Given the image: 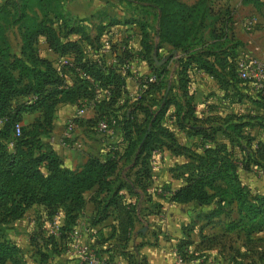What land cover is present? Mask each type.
<instances>
[{
    "label": "trees",
    "instance_id": "1",
    "mask_svg": "<svg viewBox=\"0 0 264 264\" xmlns=\"http://www.w3.org/2000/svg\"><path fill=\"white\" fill-rule=\"evenodd\" d=\"M4 1L0 6V224L18 220L29 209L38 206L48 219L62 212L59 231L61 234L67 232L68 236L78 215L85 210L83 193L97 188L98 194H109L104 207L113 204L119 211V237L122 241L129 239L128 229L133 225L131 214L135 205L117 200V193L123 185L113 188L111 178L121 158H118L117 150L111 147L103 157L89 156L82 169L69 171L61 166L52 148L43 142V135L51 131L52 118L58 107L84 101L94 111L93 126L106 121L122 130L127 144L124 156H128L133 148L138 149L137 183L141 179L149 180V158L162 146L175 153H185L190 159L186 183L171 194L169 201L207 205L218 198L215 215L236 203L238 219L227 225V232L238 231L247 239L255 233H264V195L249 196L240 186L237 175L239 169L264 173V86H251L256 93L255 98H251L255 115L228 114L221 123L209 127H204L205 120L194 116L192 97L187 90L191 63L217 80L227 93L233 82L249 83L236 79L232 63L236 60L235 46L230 45L231 41H228L226 49L197 50L203 44L200 31L206 14L204 0L191 7L176 0H134L160 14L159 45L154 47L156 55L162 44L172 48L167 59L173 58V51L181 50L183 53L175 60L178 67L176 85L169 80L167 63L154 70L153 83L142 82L147 91L164 90L156 111H150L141 104L126 107L124 78L128 71L86 60L80 45L61 40L49 17L56 10L52 0H24L20 8H14L12 22L8 19L10 11L5 9L8 1ZM34 5L37 12L32 9ZM11 23L18 25L21 31L22 58L11 56L9 44L4 39L5 28ZM140 27L143 54L152 64L145 24L141 23ZM64 31L84 36L78 29L64 27ZM40 37L45 38L51 51L62 56L72 55V65L67 68L73 75L72 86L64 83L62 75L48 61L37 56L35 45ZM206 55L213 59L208 60ZM127 58L125 55L124 61ZM124 61H120L121 65L124 64L122 68ZM174 89L179 91L178 97L174 96ZM33 112H39L41 117L29 127H22L20 136L14 137V124L21 122L22 115ZM140 113L142 120L138 117ZM165 119L173 121L196 139L195 150H200L201 154L179 146L164 126ZM253 126L261 130L262 139L256 140L249 134L248 130ZM140 185L145 189L144 184ZM190 244L185 241L176 247L181 261L193 258ZM16 254L17 249L0 238V264H17ZM98 264L112 263L98 258Z\"/></svg>",
    "mask_w": 264,
    "mask_h": 264
},
{
    "label": "crops",
    "instance_id": "2",
    "mask_svg": "<svg viewBox=\"0 0 264 264\" xmlns=\"http://www.w3.org/2000/svg\"><path fill=\"white\" fill-rule=\"evenodd\" d=\"M6 1H8L9 5L5 9L10 11L11 15L8 19L12 22L14 18L13 14L15 13L14 8H20L24 0ZM102 1L104 0H52V4H54V8L56 9L55 14H49V17L53 21V28L60 34L63 42H75L80 45L84 59L98 62L104 67L121 69V66L124 64L121 65L120 61H124L126 55L128 58L124 63L131 64L133 69L124 78L126 91L124 101L126 102V107L132 108L133 105L141 104L150 111H156L164 95V90L147 91V88L142 82L152 76L157 67L167 63L169 80L173 85H176V72L178 67L175 60L182 56L183 53L181 50L173 51V58L167 59L166 56L171 52L172 48L167 44H162L158 50V56L156 55L154 47L159 45L157 32L160 23V14L157 10L147 9L146 4L134 0H105L104 4H102ZM176 1L186 7H191L199 0ZM204 1L206 14L203 21V28L200 31L203 44L198 46L197 50L203 52L210 48L213 51H218L220 49L219 47L226 49L229 45L228 41H231L230 45L234 44L233 46H235L234 52L236 54L235 59L237 60L238 56H240V46L246 45L250 40V37L243 32L242 25L245 17L242 18L244 11L239 7V3L245 5V1L240 0L236 5L231 4V0L225 1L224 3L220 0ZM4 2V0H0V6H3L2 4ZM116 2H120L124 6V12L118 11L114 7H111L114 9L113 12L108 10L111 9L108 5L113 6L117 4ZM257 2L262 3L264 0ZM70 3L72 5L76 3L75 6H78L81 10L77 13L74 12ZM33 7L32 9L36 11V6L34 5ZM147 10L148 13L146 14L145 12ZM55 15L56 18L54 17ZM259 15H264V8L260 9ZM227 20L228 22L226 24L230 30L224 24ZM263 22L264 19L260 18V24ZM141 23L145 24V33L148 37L147 42L151 46L150 56L153 59V55H155L157 62L162 63L160 65L156 64L154 60L151 64L144 57V50L141 46ZM13 27L16 30L18 38L17 51L13 49L9 38V30ZM64 27L67 29L81 30L84 36L80 33L66 34ZM261 28V31H264V26H261ZM4 39L9 44L11 56L22 58L21 31L18 25L11 23L6 26ZM259 47H264V44L248 45V51L250 54L253 53L255 55L254 50ZM35 52L39 58L48 61L62 75L64 83L67 86L70 87L73 85V75L67 69L72 65V55L62 56L51 51L44 37L38 39L35 45ZM207 59L212 60L213 58L207 56ZM228 61L231 62L230 59ZM188 76L189 83L187 90L192 97V104L195 109L194 116L198 119L205 120L204 127L218 125L228 114L235 116L256 114L251 103V98H255L256 93L252 89L251 84L233 82L235 88L233 86L228 88L227 93L217 80L199 70L194 63L190 64ZM227 80L229 79L227 78ZM173 93L175 97L179 96V91L176 89L173 90ZM82 108L84 114L81 117H77V111ZM32 114H37V118L39 119V112L24 114L20 122L22 127L27 125ZM138 117L142 120V113ZM94 118V111L84 101L63 104L58 107L53 115L51 131L47 133V140L45 141L48 142L47 144L50 145L58 156L61 166L69 171L82 169L89 156L103 157V154L107 153L111 147L117 150L118 158L121 157L117 170L111 179L113 188L118 184L123 185L117 193V200L120 203L135 205V210L131 214L133 217V225L131 229H128L129 239L122 241L119 237L120 227L118 220L120 216L118 209L113 204L104 207L109 200V194H98L97 188L86 191L83 193V198L86 201L85 210L88 205V195L92 196L95 201L97 211L99 210L98 206L102 207L101 210L103 212L96 218L94 217L96 219L94 223L98 225L111 218L109 223L102 225L99 229L97 235L99 239L98 244H121L123 248L130 246L132 253L130 254L131 259L129 262L127 261L129 264H142V261H144V264H170L169 255L163 251L166 244L171 246L173 251H175L180 243L189 241L191 243L189 245V251L194 258L195 256L198 257L196 251L200 249H212V247L219 245L221 239L225 238V236L242 234L238 231L227 232V225L238 219L236 203H232L224 211L215 215V211L218 209V198H215L207 205H196L194 203L175 204L169 201L171 194L179 190L186 183V177L188 175L187 166L190 163L187 154L175 153L167 147L162 146L153 152L149 158V180L141 179L140 183H137L135 173L139 169V166L136 164L138 149L133 148L128 156H124L127 144L123 139L122 130L117 127L110 133L99 132L93 126L92 121ZM68 121L75 122L76 127L80 129V133L82 134L78 139L82 143L80 149L76 147L72 148V146H61L59 144L60 142L58 143L61 126ZM163 122L179 146L201 154L200 150H195L194 143L196 139L189 136L185 130L180 129L173 121L165 119ZM248 132L256 140L262 139V133L258 127L253 126ZM255 132L258 133V137ZM56 136H58V139ZM156 158H159L158 167L152 170L151 164ZM245 174H255V172L239 169L237 175L240 186L251 197L263 196L264 194L254 193L243 182L242 176ZM141 183L146 186L145 189H142ZM161 210L164 213L165 211L167 212V221L172 225V229L168 233V236H172V238L168 237L169 243H165V240L159 234L160 230H162L159 222L162 223V221L159 219L158 213ZM144 220L149 222L146 232L145 229H136V225L142 223ZM217 227L219 231L212 233ZM184 231L188 232L186 233L188 235L186 238H183ZM192 233H195L196 238L189 237V234L192 235ZM154 237L157 238L156 247L153 244ZM138 258L140 261L137 263L136 260ZM100 261H109L112 264H118L116 258L113 256L104 257L103 259L100 258ZM186 261H176V264H192Z\"/></svg>",
    "mask_w": 264,
    "mask_h": 264
},
{
    "label": "rangeland",
    "instance_id": "3",
    "mask_svg": "<svg viewBox=\"0 0 264 264\" xmlns=\"http://www.w3.org/2000/svg\"><path fill=\"white\" fill-rule=\"evenodd\" d=\"M104 1H102V4H104ZM220 1L224 3L228 0ZM239 1L240 0H231V4L236 5ZM71 3L70 5H72ZM116 3L117 4L113 6L108 5L109 8L114 7L116 10L124 12V6L120 2ZM75 4H73L71 8L77 13L81 9L75 6ZM239 7L245 13V16L244 13L242 16V18L245 17L243 21L244 26L242 25L243 32L250 37V40L246 45L240 46V56H238V59L254 57L264 63V47H259L254 50L255 55H253V53L250 54L248 51V45L264 44V31H261V26H264V22L260 24V18L264 19V15H259L260 9L264 8V2L245 1V5L239 3ZM108 10L113 12L114 9L111 8ZM250 19L254 21L255 26L251 31H247L245 29V22ZM227 29L230 30L228 25ZM253 37L254 39H252ZM9 38L13 49H18V38L14 27L9 30ZM235 61H233V63H235ZM83 114H81V116ZM37 119V114H32L25 127H29ZM69 123H71V126ZM1 124L2 123H0V125ZM255 133L258 137V133ZM80 135L82 134L80 133V129L76 127L75 122H65L59 131L58 143L60 142L59 144L61 146H72V148L76 147L80 149L82 145L81 141L78 140ZM58 136H56L57 139ZM46 137L47 134L43 135L42 138L43 142L47 144L48 142L45 141L47 140ZM158 160L159 158L153 160L151 164L152 170L158 167ZM242 180L254 193L264 194L263 172L260 174H245L242 176ZM124 193L126 194V192ZM87 203V209L84 213L78 215L76 224L72 227L68 236L67 232L61 234L59 231L63 217L62 212L48 219L42 208L34 206L29 209L22 218L6 224H0V238L12 244L17 249L15 257V262L17 264H98V258L100 260V258L103 259L108 256L115 257L118 264H129L127 261L129 262L131 259L130 254L132 253L130 246H128V248H123L121 244H98V231L102 225L109 223L111 218L96 225L94 223L96 220L94 217L96 218L103 212L101 210L102 207L98 206L99 210L97 211L95 201L90 195L87 197ZM166 213L167 212L165 211L164 213L163 210L158 213L159 219L162 221V223L159 222L162 228L159 234L162 236L161 238L165 240V243H169L168 237L172 238V236H168V233L171 231L172 225L167 221ZM148 226L149 222L144 220L142 223L136 225V229H145L146 232ZM218 227L214 232H211H218L220 228ZM106 233L108 234V232ZM186 233L188 232L184 231L183 238L188 236ZM190 235L191 234H189V237L193 239L196 238L195 233ZM153 241L156 247L157 238L154 237ZM163 251L169 255L170 264H176L178 258L176 250L173 251L172 247L166 244ZM199 251H196L198 257L195 256L186 262H191L192 264H264V233L255 234L248 239L242 234H231L221 239L219 245L212 247V249H200ZM136 261L138 263L140 259L138 258ZM142 264H144V261H142Z\"/></svg>",
    "mask_w": 264,
    "mask_h": 264
},
{
    "label": "built area",
    "instance_id": "4",
    "mask_svg": "<svg viewBox=\"0 0 264 264\" xmlns=\"http://www.w3.org/2000/svg\"><path fill=\"white\" fill-rule=\"evenodd\" d=\"M248 1H261V0H248ZM254 21L247 20L245 22V29L247 31H251L254 28ZM122 72L128 71L129 73L132 72V65L127 63L122 68ZM234 69L236 72L237 79L240 81H248L251 85L255 86V88H262L264 86V63L254 57L242 58L238 59L234 63ZM144 81L148 83H153L155 81L154 76H150ZM83 114V108L77 111V117H80ZM72 123H74L72 121ZM71 123H69L70 125ZM71 126V125H70ZM99 132H106L110 133L115 128L114 123L109 124L106 121H99L95 127ZM22 131V125L17 122L13 126V136L18 137L20 136ZM11 145V144H10ZM177 261L180 262L181 260L177 258Z\"/></svg>",
    "mask_w": 264,
    "mask_h": 264
},
{
    "label": "water",
    "instance_id": "5",
    "mask_svg": "<svg viewBox=\"0 0 264 264\" xmlns=\"http://www.w3.org/2000/svg\"><path fill=\"white\" fill-rule=\"evenodd\" d=\"M153 60H154V62H155L156 64H158V65L162 64L161 62H160V63L157 62V59H156V56H155V55H153Z\"/></svg>",
    "mask_w": 264,
    "mask_h": 264
}]
</instances>
